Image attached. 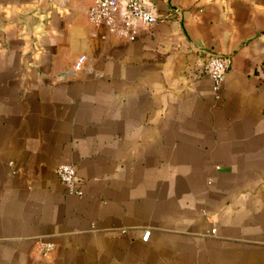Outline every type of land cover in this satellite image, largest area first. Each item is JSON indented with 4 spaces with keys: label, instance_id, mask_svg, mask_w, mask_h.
<instances>
[{
    "label": "crops",
    "instance_id": "0c3cea01",
    "mask_svg": "<svg viewBox=\"0 0 264 264\" xmlns=\"http://www.w3.org/2000/svg\"><path fill=\"white\" fill-rule=\"evenodd\" d=\"M93 1L0 0V264H264V0Z\"/></svg>",
    "mask_w": 264,
    "mask_h": 264
},
{
    "label": "built area",
    "instance_id": "2783aa9c",
    "mask_svg": "<svg viewBox=\"0 0 264 264\" xmlns=\"http://www.w3.org/2000/svg\"><path fill=\"white\" fill-rule=\"evenodd\" d=\"M88 17L94 23L104 24L108 31L133 40L137 33V21L143 24H152L157 20V16L139 0H94L88 8ZM85 55H80L75 63V69H79L85 60ZM204 71L211 77L212 88L215 93L219 92L224 79L227 62L216 52L207 53ZM55 172L60 180L65 184L68 192L81 193L76 188V172L71 164L59 165ZM215 233V229H211ZM150 231H145L142 240L146 241ZM53 244L48 243L43 250L44 253L52 250Z\"/></svg>",
    "mask_w": 264,
    "mask_h": 264
}]
</instances>
